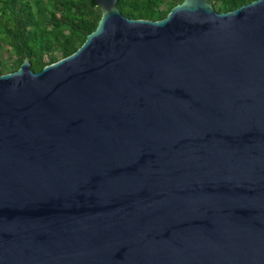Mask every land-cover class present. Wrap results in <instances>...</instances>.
<instances>
[{
  "label": "water",
  "instance_id": "water-1",
  "mask_svg": "<svg viewBox=\"0 0 264 264\" xmlns=\"http://www.w3.org/2000/svg\"><path fill=\"white\" fill-rule=\"evenodd\" d=\"M94 2L73 54L0 75V264H264V0Z\"/></svg>",
  "mask_w": 264,
  "mask_h": 264
},
{
  "label": "trees",
  "instance_id": "trees-1",
  "mask_svg": "<svg viewBox=\"0 0 264 264\" xmlns=\"http://www.w3.org/2000/svg\"><path fill=\"white\" fill-rule=\"evenodd\" d=\"M256 0H206L216 13H228ZM183 0H115L126 19L160 21ZM101 17L94 0H0V75L27 62L39 72L73 54Z\"/></svg>",
  "mask_w": 264,
  "mask_h": 264
}]
</instances>
